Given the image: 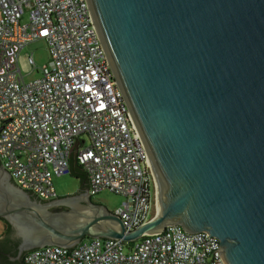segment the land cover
Wrapping results in <instances>:
<instances>
[{
    "label": "water",
    "instance_id": "95a60500",
    "mask_svg": "<svg viewBox=\"0 0 264 264\" xmlns=\"http://www.w3.org/2000/svg\"><path fill=\"white\" fill-rule=\"evenodd\" d=\"M87 2L147 150L157 211L126 232L81 179L72 195L40 199L0 164V239H19V258L178 224L216 236L225 264H264V0Z\"/></svg>",
    "mask_w": 264,
    "mask_h": 264
},
{
    "label": "built area",
    "instance_id": "2783aa9c",
    "mask_svg": "<svg viewBox=\"0 0 264 264\" xmlns=\"http://www.w3.org/2000/svg\"><path fill=\"white\" fill-rule=\"evenodd\" d=\"M28 13L27 21H23ZM44 39L48 62L25 81L22 48ZM29 61L34 63L33 56ZM89 178L126 201L114 213L126 232L154 216V181L147 150L108 63L87 0H0V162L21 188L57 197L53 178L69 173V150ZM151 182L153 189H151ZM168 224L126 250L118 238L84 239L73 247L45 245L25 264H225L220 240Z\"/></svg>",
    "mask_w": 264,
    "mask_h": 264
},
{
    "label": "rangeland",
    "instance_id": "374dc122",
    "mask_svg": "<svg viewBox=\"0 0 264 264\" xmlns=\"http://www.w3.org/2000/svg\"><path fill=\"white\" fill-rule=\"evenodd\" d=\"M28 13L25 14L23 21H27ZM33 56L34 63L29 61V57ZM49 60V50L47 43L44 39H36L25 45L18 58V65L20 67L21 73L24 76L25 81L29 82L41 77L40 68L43 67ZM80 178L72 176L70 173L64 174L59 177L53 178V185L56 193L59 197L74 194L78 187ZM154 181V176H153ZM154 215L157 211L156 204V187L154 181ZM126 201L125 196L112 192L108 189H104L98 194L92 197V202L105 206L108 210L114 212L115 209L123 205ZM3 222L0 220V232L3 227ZM89 239V238H85ZM130 247H126L129 250Z\"/></svg>",
    "mask_w": 264,
    "mask_h": 264
},
{
    "label": "flooded vegetation",
    "instance_id": "af4514ba",
    "mask_svg": "<svg viewBox=\"0 0 264 264\" xmlns=\"http://www.w3.org/2000/svg\"><path fill=\"white\" fill-rule=\"evenodd\" d=\"M1 164V162H0ZM2 165V164H1ZM89 189V183L86 181L80 192H86ZM94 195H91V198ZM19 239H0V252L2 253L3 257H10V260L4 258L2 264H21L23 261V253L19 256Z\"/></svg>",
    "mask_w": 264,
    "mask_h": 264
},
{
    "label": "trees",
    "instance_id": "16d2710c",
    "mask_svg": "<svg viewBox=\"0 0 264 264\" xmlns=\"http://www.w3.org/2000/svg\"><path fill=\"white\" fill-rule=\"evenodd\" d=\"M69 173L76 176L77 178H80L83 185H84V182H86V181L89 183L88 174H87L86 170L84 169L83 165H81V163L79 162L78 152H77L76 148L73 150L72 155H71ZM151 189H153V183L152 182H151ZM134 244H135V241H126L125 242V245L128 248ZM0 256L2 257V262L4 261V258L7 260H10V257H8V256L3 257L1 252H0ZM21 264H25L24 261H22Z\"/></svg>",
    "mask_w": 264,
    "mask_h": 264
},
{
    "label": "crops",
    "instance_id": "0c3cea01",
    "mask_svg": "<svg viewBox=\"0 0 264 264\" xmlns=\"http://www.w3.org/2000/svg\"><path fill=\"white\" fill-rule=\"evenodd\" d=\"M0 220H1V219H0ZM2 222H3V224H5V225H3V227H2V230H1V232H0V237L3 236V235L6 233V231L8 230V224H7L5 221H3V220H2Z\"/></svg>",
    "mask_w": 264,
    "mask_h": 264
}]
</instances>
